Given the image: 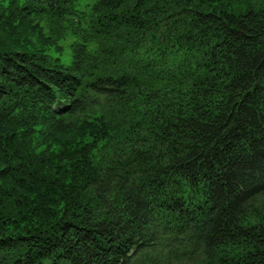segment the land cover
Wrapping results in <instances>:
<instances>
[{"label":"trees","instance_id":"trees-1","mask_svg":"<svg viewBox=\"0 0 264 264\" xmlns=\"http://www.w3.org/2000/svg\"><path fill=\"white\" fill-rule=\"evenodd\" d=\"M0 264H264V0H0Z\"/></svg>","mask_w":264,"mask_h":264},{"label":"rangeland","instance_id":"rangeland-1","mask_svg":"<svg viewBox=\"0 0 264 264\" xmlns=\"http://www.w3.org/2000/svg\"><path fill=\"white\" fill-rule=\"evenodd\" d=\"M92 1H94V0H84V2H88V3L92 2Z\"/></svg>","mask_w":264,"mask_h":264}]
</instances>
